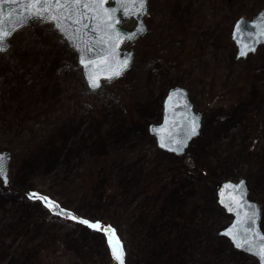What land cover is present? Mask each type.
Returning <instances> with one entry per match:
<instances>
[{
  "label": "rangeland",
  "instance_id": "rangeland-1",
  "mask_svg": "<svg viewBox=\"0 0 264 264\" xmlns=\"http://www.w3.org/2000/svg\"><path fill=\"white\" fill-rule=\"evenodd\" d=\"M149 5L132 68L96 93L50 22L22 28L0 53V151L12 154L11 187L0 181V264H114L103 232L30 193L115 228L125 264H258L218 235L232 217L216 187L245 178L264 214V44L237 59L229 39L264 0ZM177 85L203 113L182 156L149 133Z\"/></svg>",
  "mask_w": 264,
  "mask_h": 264
},
{
  "label": "water",
  "instance_id": "water-1",
  "mask_svg": "<svg viewBox=\"0 0 264 264\" xmlns=\"http://www.w3.org/2000/svg\"><path fill=\"white\" fill-rule=\"evenodd\" d=\"M37 7L39 8V6ZM125 7L129 10L128 12H125L124 9H121L119 5L114 3V0H107V3L104 5V8L109 10L112 8L117 9L115 18L119 22L115 24L114 28L106 27L102 9L85 10L87 11V16L82 24H73L71 20H64L63 17L68 15L67 9H59V11L50 9L49 12L45 13V15H57L61 17V27L55 26L50 20L45 21L52 23L54 28L58 30L69 46L76 52L77 62L81 67L84 81L91 93L98 92L102 88L104 81H114L131 69L135 60V51L133 48L129 50L123 49V46L126 43L135 44L136 40L141 38L147 31L145 16L148 14V0L145 5V11L142 13L139 12L138 6L132 3L131 0H129ZM40 10L42 11L43 9L41 8ZM33 11H36V9H33L30 5L26 7L20 3H7L3 6V11L0 13V19L4 20L3 26L6 29L14 28L15 30L8 39L5 49L0 52L8 50L10 39L14 33L28 26L33 20H44L34 17L27 20L22 26H16L20 18L30 15ZM93 17L96 18L93 19ZM79 18L80 9L73 10L71 19ZM123 20H133L136 24L131 30H128L121 26ZM141 27L143 31L139 32L138 29ZM65 29L67 30V35L65 34ZM118 31L121 34L119 41L117 40ZM134 32L136 33L134 39L123 38L122 34ZM231 36L237 49V59L246 58L250 54L255 53L258 47L264 43V8L252 19L239 18L233 27ZM246 43L251 48H254V50H248L246 55H240V51ZM73 44H75V47ZM126 58L128 59L127 67L122 69L120 75H114L115 71L120 70V62ZM82 59L84 63H81ZM89 74L99 78V88L93 89L90 87L88 81ZM107 77L112 78L107 79ZM202 117L201 112H195L188 90L182 86H174L168 90L164 98L162 121L158 124H151L149 132L155 137L159 148L181 155L186 151L190 142L199 135ZM193 122L198 124L197 132L188 137ZM179 141H184L185 144L182 151H171L170 149L173 147H181L180 143H177ZM0 154L8 159L7 179L6 182L2 181V184L4 187L9 188L11 186L10 164L12 154L9 150H2ZM227 185H242V188H228L226 187ZM249 195V187L246 179L243 177H240L236 182L230 180L224 181L217 186L218 203L233 218L230 224L218 232V235L227 238L235 249L255 257L259 264H261L259 257L254 253L261 246L259 237L264 236V231L261 227L263 209L257 201L250 199ZM233 197L236 199H233ZM47 199L54 205H58L51 198ZM237 200L239 203H237ZM59 208L75 215L72 211L61 206ZM50 210L53 214H56L54 209ZM59 216L65 217L62 214ZM111 228L114 229L112 226ZM115 235L118 237L116 231ZM120 242L122 243L121 240ZM238 244L242 246L238 247ZM247 248L252 250L248 251L246 250Z\"/></svg>",
  "mask_w": 264,
  "mask_h": 264
},
{
  "label": "snow or ice",
  "instance_id": "snow-or-ice-1",
  "mask_svg": "<svg viewBox=\"0 0 264 264\" xmlns=\"http://www.w3.org/2000/svg\"><path fill=\"white\" fill-rule=\"evenodd\" d=\"M129 2V0H114V3L119 5L121 9H124L125 12H128L129 10L126 9V4ZM132 3L136 4L138 6L139 12L145 11V5L147 3V0H131ZM7 3H20L27 6H31L33 9H36V11H33L30 13V15L20 18L18 21V24L16 26H22L27 20L39 17L44 20H50L54 23L55 26L61 27V17L57 15H45L46 12H49L50 9H56L59 11V9H67L68 15L63 17L64 20H71V23L73 24H82L84 22V19L87 16V11H92L94 8L96 9H102L104 12V23L107 28H114L115 24L119 21L115 18V12L117 11L116 8H112L111 10L104 8V5L107 3V0H0V13L3 11V6ZM39 6V8L37 7ZM43 9L42 11L40 9ZM80 9V18L79 19H71L73 15V10ZM87 10V11H85ZM96 17H93L95 19ZM4 20L0 19V51H3L6 47V43L10 36L12 35V32L15 30L13 29H6L4 26ZM239 28V26H237ZM65 34L67 35V30L65 29ZM139 32L143 31V28L138 29ZM123 38L126 39H134L136 36V33H124L122 34ZM121 38V34L119 31L117 32V40ZM75 47V44H73ZM248 50H254V48H251L247 43L244 45V47L240 51V55H246ZM81 63H84V60H81ZM128 59L120 62L119 69L114 72V75L118 76L120 75V72L123 68L127 67ZM87 67V65H85ZM112 77H107V79H111ZM88 81L90 84V87L93 89L99 88V78L96 76H93L91 74L88 75ZM198 124L196 122L192 123L190 132L188 133V137L191 135L196 134L197 132ZM177 143H180L181 147L176 148L173 147L170 150L175 152L182 151V148L185 146L184 141H179ZM164 146V145H161ZM7 172H8V159L0 154V181L6 182L7 179ZM228 188H242V185H227ZM29 198H37L43 200L47 206L50 209H54L55 213L60 215H64L66 218L70 220H75L76 222L86 225L87 227L94 229L96 231H101L106 235L107 243L109 245L110 254L113 258L114 264H124V247L123 244L120 242L119 238L115 235V230L111 228V226H103L99 222H90L86 219H82L79 217H76L69 211H65L63 209H60L58 205H54L51 201H49L46 197L39 196L36 193H30ZM233 199H236L233 197ZM237 203L239 201L237 200ZM261 241V246L259 249L255 251V255H257L261 261V264H264V236L259 237ZM238 247L242 245H237ZM246 250L251 251L252 249L247 248Z\"/></svg>",
  "mask_w": 264,
  "mask_h": 264
},
{
  "label": "flooded vegetation",
  "instance_id": "flooded-vegetation-1",
  "mask_svg": "<svg viewBox=\"0 0 264 264\" xmlns=\"http://www.w3.org/2000/svg\"><path fill=\"white\" fill-rule=\"evenodd\" d=\"M229 39H230V41L232 42V40H231V34L229 35ZM125 48H126V49L133 48L134 51H135V56L137 55V48H135V46L126 45ZM251 72H252V71L247 67V68H246V73H251ZM196 110H197V109H196Z\"/></svg>",
  "mask_w": 264,
  "mask_h": 264
},
{
  "label": "trees",
  "instance_id": "trees-1",
  "mask_svg": "<svg viewBox=\"0 0 264 264\" xmlns=\"http://www.w3.org/2000/svg\"><path fill=\"white\" fill-rule=\"evenodd\" d=\"M103 225V224H102Z\"/></svg>",
  "mask_w": 264,
  "mask_h": 264
}]
</instances>
